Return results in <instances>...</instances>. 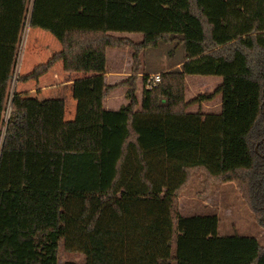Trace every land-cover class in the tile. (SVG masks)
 Listing matches in <instances>:
<instances>
[{"label": "trees", "instance_id": "16d2710c", "mask_svg": "<svg viewBox=\"0 0 264 264\" xmlns=\"http://www.w3.org/2000/svg\"><path fill=\"white\" fill-rule=\"evenodd\" d=\"M27 22L61 49L19 81L58 62L84 73L72 120L63 101L20 92L6 120ZM163 43L184 57L154 86L144 74L140 103L142 57ZM126 46L132 74L108 85V48ZM189 75L222 82L188 101ZM120 85L128 104L106 109ZM217 95L220 112L188 110ZM196 172L203 192L234 182L264 228V0H0V264H60L61 244L84 256L66 264H264L256 237L219 234L215 213H180Z\"/></svg>", "mask_w": 264, "mask_h": 264}, {"label": "rangeland", "instance_id": "374dc122", "mask_svg": "<svg viewBox=\"0 0 264 264\" xmlns=\"http://www.w3.org/2000/svg\"><path fill=\"white\" fill-rule=\"evenodd\" d=\"M126 35H131L135 41L143 39V34L140 33H128ZM60 49L61 43L54 35L41 28L30 27L29 22H27L10 88L6 120L9 117L17 92H23L22 97L27 101L34 100L43 102L44 98L53 100L52 98L64 97L71 103L73 90L71 91L70 88L65 85L62 62H58L52 71L43 76L40 81H19L21 75L32 72L36 65L44 63L53 53ZM133 52L134 49L132 47H126L120 48L119 53H110V64L115 66L118 65V69L122 75L117 79H113L111 82H120L122 78H127L132 74ZM183 57L184 52L182 46H176V44L173 43H163L157 47L147 49L142 57L144 62L143 74L140 76L137 97H142L143 87L145 86L144 74L161 73L159 71L167 67H180L179 62ZM221 80L222 78L220 76H187V99L191 100L200 94L214 91ZM126 93V89L119 88L115 93L109 95V101L112 102L116 100L113 107L118 108L122 103L129 102ZM219 99L212 102L208 107L202 106L201 110H203V112H216V109L219 107L214 108L212 106L217 104ZM73 101L76 105V100L73 99ZM197 108L198 106L195 105L190 108V110L193 111V109L195 110ZM203 179L204 175L196 172L191 183L176 196L180 213L184 215L215 213L219 217V234L232 235L238 233L253 236L259 239L264 245V228H261L255 222L236 184L234 182L214 184L210 191L203 192ZM83 259L84 256L82 254L68 252L61 244L59 251L60 264H66L68 261L81 262Z\"/></svg>", "mask_w": 264, "mask_h": 264}, {"label": "crops", "instance_id": "0c3cea01", "mask_svg": "<svg viewBox=\"0 0 264 264\" xmlns=\"http://www.w3.org/2000/svg\"><path fill=\"white\" fill-rule=\"evenodd\" d=\"M29 26H30V24H29ZM126 34H128V33H116V35H119V36H124V37H129V38H131V39H133L132 38V36L131 35H126ZM139 41H141V40H139ZM127 48H129L130 46H126ZM126 47H111V48H108V51H107V72H106V75H105V81H106V84H108V85H116V84H120V83H122L123 81H125V80H127L128 79V77L127 78H122L121 79V81L120 82H111L113 79H117L118 77H121L122 75H121V73H120V70L118 69L119 68V66L117 65V66H115V65H111L110 64V53L111 52H116V53H119V50H120V48H126ZM170 68H176V67H167V68H165V69H163L164 71L165 70H167V69H170ZM50 71H52V69L50 70ZM49 71V72H50ZM162 71V70H161ZM48 72V73H49ZM63 72H64V74H63V78H64V80H65V85H67L69 88H70V90L72 91L73 90V83H74V81L77 79V78H79V77H82V76H84L85 74L84 73H76V72H66V71H64V69H63ZM47 73V74H48ZM46 74V75H47ZM143 73H141L140 74V76L142 75ZM45 76V75H44ZM140 76H139V79H138V88H139V80H140ZM42 78V77H41ZM40 81V80H39ZM186 81H187V77H186ZM221 82H222V80H221ZM221 82H220V84H221ZM219 84V85H220ZM218 85V86H219ZM217 86V87H218ZM119 88H124V89H126V92H127V86H124V85H120V86H118L112 93H110V94H113V93H115V91H117ZM213 92V91H212ZM20 93H23V92H20ZM109 96L105 99V101H104V107L106 108V109H110V110H118V109H120L123 105H127L128 104V102L127 103H122L121 105H119V107L118 108H115V107H113L114 106V104L116 103V100L115 101H109ZM220 98V99H219ZM52 99H56V100H61V101H63L64 102V104H65V114H64V116H65V120H72L74 117H75V114H76V105H75V103H74V101H73V97H72V99H71V103L66 99V98H64V97H57V98H52ZM138 99H139V101H140V103H141V101H142V97L140 98L139 96H138ZM217 99H219V101H218V103L217 104H214L212 107H214V108H217V107H219V108H217L216 109V112H213V113H217V112H220L221 111V106H222V96L221 95H217L216 97H215V99L214 100H212V101H208V102H204L202 105H197L198 106V108L197 109H193V111H191L190 110V108H192L193 106H195V105H192V106H190L189 107V111H191V112H196V111H198V110H201V107L202 106H206V107H208V105H210L212 102H215ZM46 100H49V99H47V98H44L43 99V101H46ZM188 100V99H187ZM189 101V100H188ZM210 108V107H209ZM202 112H203V110H202ZM204 113H211V112H204Z\"/></svg>", "mask_w": 264, "mask_h": 264}, {"label": "built area", "instance_id": "2783aa9c", "mask_svg": "<svg viewBox=\"0 0 264 264\" xmlns=\"http://www.w3.org/2000/svg\"><path fill=\"white\" fill-rule=\"evenodd\" d=\"M161 80V74L160 73H156V74H150L148 76V78L146 79V85L148 87L150 86H154L156 84H158Z\"/></svg>", "mask_w": 264, "mask_h": 264}]
</instances>
